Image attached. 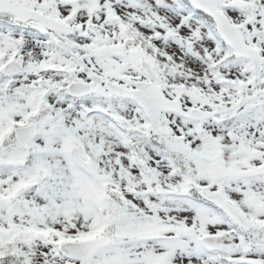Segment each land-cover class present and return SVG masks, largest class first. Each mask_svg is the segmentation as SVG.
Masks as SVG:
<instances>
[{
    "label": "rangeland",
    "instance_id": "374dc122",
    "mask_svg": "<svg viewBox=\"0 0 264 264\" xmlns=\"http://www.w3.org/2000/svg\"><path fill=\"white\" fill-rule=\"evenodd\" d=\"M59 2V0H55ZM73 1V0H71ZM106 4L103 5L102 15H106L104 8L107 3L109 8L114 11L115 14L121 16L131 17H148L151 21L152 28L140 27L137 22L133 23V27L141 30L145 35L153 39L152 43L168 53L172 64L179 66V72H172L166 74L167 79V91L171 95H178L182 98L185 105H200L202 107H208L210 103H222L224 105H231L233 103V91L235 89L232 84V78L230 72L224 69L226 76H216L212 74L210 68L211 61H217L218 53L214 50L215 44L206 31L198 22L191 19L182 21L181 18H177V15L173 13V16L168 14V10L157 8L154 5L153 0H149L151 6L148 4L144 6L130 5V0H105ZM60 8L58 14L68 15L72 10V5L59 4ZM264 6L263 4H260ZM89 4L82 6L77 11V16L80 21L84 18L87 19L89 15ZM153 12L154 17L151 19L147 12ZM3 18V17H2ZM157 19V20H156ZM133 20V19H132ZM160 23L167 25V33L172 31V40L164 42L166 38L157 37V31L161 32ZM256 27L255 34L257 35L256 41L260 48L264 51V31L260 28L259 23H252ZM261 25V24H260ZM116 25H112L111 30L115 29ZM31 35V34H30ZM182 41L184 46L178 44L176 37ZM15 41V44L13 42ZM18 40V42H16ZM253 39L251 38V41ZM33 43V38L30 37L25 40L26 49L18 47L19 39L15 36H10L8 23L5 20L0 19V67L10 57L11 53H14L17 58L21 59L25 64L36 66L45 59L50 62V56L48 52L41 46L30 45ZM21 44V43H20ZM47 55V56H45ZM57 64H62V60H57ZM221 67H232L231 65ZM237 67H246L245 63L239 64ZM24 76L20 78L17 76L15 81L3 82L0 86V130L4 127L6 118L10 117L19 123L23 122L24 117L21 112L32 113L36 110V103L38 93L37 91L27 90L24 86L29 85L27 81H24ZM226 80V84H222V81ZM56 83L57 81H53ZM3 85H6L4 87ZM5 88V89H4ZM17 89H21L24 97L18 94ZM27 98H35V106L27 104ZM45 101L48 106L45 113L40 119V132L33 140L35 146H50L55 148L56 152L52 154H44L40 161L44 166H47L51 176L46 179L39 180L36 176V168H34L29 174L23 177L18 176L15 173L0 176V184L4 189H12L19 186V194L13 197L12 200L6 201L5 199L0 201V245L2 238L7 231L12 227L24 228L31 225L36 226V231L42 232L47 229L52 232H60L67 238H79L86 236L90 232V226L92 225L95 214L90 209V201L86 200L83 193L80 192L81 188L89 187V199H93V194L98 189V184L94 183L92 186L88 185L78 179L77 174L69 165L70 160L67 157L64 149L69 144L76 143H90L103 146L104 148L111 147V153L104 155L108 157L107 164L102 166V162L99 160V165L102 167L103 172H110V178L115 182L118 181V176L114 174V168L119 170L120 173L124 171L134 172L138 178V171L134 165L130 167L127 162H122L113 156V153L118 152L119 137L103 131L101 127L86 126L80 127L73 132H62L56 130L51 132V128L58 120L61 109H69V114L64 115L65 123L71 124L70 117L75 114L77 117H81L80 110L71 107L68 102H62L58 100L54 92L47 93ZM256 103V101H252ZM249 120L259 124L260 127L257 131V136L252 134L250 140L264 141V103L256 108L254 113L246 112L244 114ZM168 128L173 132L171 136H168L167 142H172L173 138L181 139L183 143L189 144L188 147L194 154V150L200 149L205 141H211L218 139L219 143L225 149L223 158L227 160L233 153L239 152L237 160L244 164L242 160L249 159L248 164H254L258 160L257 157L251 158V146L246 142L247 131L242 128L240 124L233 123L230 127L233 133L237 136L234 138L230 134L226 133L224 127L218 122L208 120L204 124L192 121H183L177 118L168 119ZM76 138V140H75ZM72 139L75 141L72 142ZM186 141V142H185ZM73 146V145H71ZM257 152L259 148H254ZM151 161L148 162V166L155 173L152 176V180L149 183H137L136 186L130 188L129 183H123V196L127 200L126 213H133L130 218V223L136 221L139 222L138 212L144 210L146 205L142 197V193L147 194L151 190L163 191L165 193H174L178 190L180 184V175L171 174L170 166L162 162L158 156L150 157ZM198 160V159H197ZM195 158L188 160L187 178L191 179L195 185H205V187H211L213 189L222 187L228 196L237 201V203L246 211H253L248 204V199L251 196H255L261 201H264V182H256V179L248 180H227L224 179L221 182H215L211 178H208L205 173L204 163L197 162ZM119 164V166H118ZM245 165V164H244ZM130 167V169H128ZM199 169V170H197ZM169 171V172H168ZM75 172V173H74ZM80 174V173H79ZM81 175V174H80ZM103 176V175H102ZM85 178L84 176H82ZM19 182V183H18ZM91 184V183H90ZM182 186V185H181ZM141 190V191H139ZM149 199L154 198V202H160L161 199L153 196H148ZM114 204V203H112ZM187 212L177 211V209L171 212L175 220H171L169 223L178 224L179 221L176 217L177 213L181 214L184 225L188 228V234L185 236L184 250L185 253H179L177 248L164 247L169 249L170 254L167 258V262L173 264H220L213 260L211 257L201 252H195L196 240L202 239L208 246L214 250L221 248L217 243L221 242L222 251H226L232 257L229 259L228 264H244V262L252 264H264V253L257 250L256 246L243 251L240 246L239 237L230 236V232L221 223H217L212 220L213 215L205 212L201 213L197 208L193 206L186 207ZM144 212V211H143ZM121 214H123L121 212ZM143 214V213H142ZM142 219L149 221V214H143ZM258 221L264 220V212L259 213L255 218ZM160 225V224H159ZM168 225V224H167ZM219 233V235H218ZM11 237H14L12 234ZM25 248L30 250L32 257L38 264H77L73 261L65 259L57 251L56 245L40 237L35 238L31 243L24 244ZM163 248L159 244L148 243L137 245V251L135 249L127 254L129 259L128 264H149L155 260L160 249ZM114 249H105L98 252L89 261L88 264H103L109 260L115 259L118 254L114 253ZM121 253V252H120ZM120 260H123L120 258Z\"/></svg>",
    "mask_w": 264,
    "mask_h": 264
},
{
    "label": "flooded vegetation",
    "instance_id": "af4514ba",
    "mask_svg": "<svg viewBox=\"0 0 264 264\" xmlns=\"http://www.w3.org/2000/svg\"><path fill=\"white\" fill-rule=\"evenodd\" d=\"M122 67H140V66H122ZM128 81H130V80H128Z\"/></svg>",
    "mask_w": 264,
    "mask_h": 264
}]
</instances>
